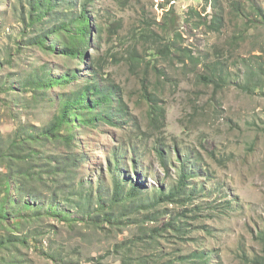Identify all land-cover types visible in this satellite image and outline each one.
<instances>
[{
	"label": "rangeland",
	"instance_id": "rangeland-1",
	"mask_svg": "<svg viewBox=\"0 0 264 264\" xmlns=\"http://www.w3.org/2000/svg\"><path fill=\"white\" fill-rule=\"evenodd\" d=\"M43 1L41 9L36 0H0V155L11 140L45 131L64 97L94 84L111 88L95 109L107 120L63 130L74 136L70 148L58 141L36 150L70 156L59 182L106 209L115 182L125 190L138 182L140 202L184 174L195 194L186 209L199 215L182 220V206L163 205L145 228L139 213L98 231L44 214L23 229L27 245L1 253L0 264H121L127 250L131 264H264V0ZM84 9L91 35L80 59L64 54L66 39L54 33ZM145 88L165 111L155 130ZM6 171L0 163V183ZM22 205H8L0 236L24 221L20 214L34 216ZM70 211V220L82 218ZM174 219L172 229L139 241L140 230L150 236Z\"/></svg>",
	"mask_w": 264,
	"mask_h": 264
},
{
	"label": "trees",
	"instance_id": "trees-1",
	"mask_svg": "<svg viewBox=\"0 0 264 264\" xmlns=\"http://www.w3.org/2000/svg\"><path fill=\"white\" fill-rule=\"evenodd\" d=\"M36 2L41 9L45 5L43 0H36ZM50 6H53V0H50ZM86 10L84 9L81 17L75 21L64 23L54 33L58 39H66L62 43L61 51L64 54L80 59L85 58L84 50L89 46L91 35V24ZM259 16H261V12H259ZM112 29L113 27L110 30ZM143 35L147 39L151 36L150 33ZM40 43L43 46L47 45V41L44 39ZM166 50L168 49L166 48ZM136 52L137 50L134 48L129 56L132 65H135L138 60ZM111 96V88H106L103 91L97 84H94L86 86L73 95L64 97L60 103V113L54 117L45 131L40 134L27 133V137L24 139L11 140L6 152L0 155V163H3L7 170L3 182L0 183V197H2V201L0 202V225L8 221V205L19 206L21 202L23 203L21 211L24 212L27 210L29 212H35L31 218H27V214L25 216H21L20 214L19 217H23L24 221H14L11 226L3 229L7 234L5 233V235L0 236V254L3 252L11 254L17 250L20 244L25 245L27 243V235H24L23 229L26 228L27 224L35 221L36 218L44 217V214L46 216L52 215L60 219L62 223L67 222L74 227L84 225L87 228H93L98 231H103L104 226L108 224L114 227H121V221H130L139 213L145 216L143 223V228H145V222L158 221V209L163 205L182 206L181 219L188 218L189 215H192V217L199 215L195 210L188 212L186 209V206L188 204L190 205L194 200L195 194L194 192L189 193L190 191L187 190L188 176L181 173L176 186L168 191L161 190L160 188L156 189L152 198L147 196L146 198H141L140 202H138L140 196L138 182L133 184L128 190H125L120 182H115L108 209H106L105 204L94 203L92 197L85 198L84 192L79 193L73 191L71 188H68V184L65 185L59 182L62 175L65 177L66 173L68 174L70 172L69 166L67 165L68 160L71 159L70 156L64 157L57 155L49 158L43 157L44 154L37 151L36 147H46L52 142L62 141L68 144V148H70L74 136H63V130L71 131L74 127L80 126L81 124H95L98 120H107L109 118L108 114L105 116L95 114V109L107 104ZM144 96L147 97L149 105L148 117L150 128L155 130L158 125H161V121H164L165 111L158 104L157 100L149 95L146 88ZM87 114L89 115L88 120L86 119ZM22 131L20 129L19 133L21 134ZM156 151L158 159L162 163L161 165H165L164 153L159 149H156ZM127 155H132V148H127ZM40 162L44 164L39 165ZM117 163H119L117 158L112 160V164L116 165ZM75 166L78 167L77 164H73V167ZM37 167H41V169L38 170ZM44 169L46 171H43ZM133 171L136 173V168ZM71 172H74V168L71 169ZM45 175L49 177L48 180H52L54 184L52 189H49V184L44 178ZM136 181L138 180L136 179ZM12 188L17 198L14 195L12 196ZM61 201L66 205L64 210H60L62 209ZM69 207L70 209L76 207L80 211L82 218L77 217L70 220L71 211ZM121 212L122 217L116 218V215ZM175 221L177 220L174 219L168 225H164L161 230L158 227L154 228L150 232V236L145 234V232L148 233V230H140L138 232L140 234L139 241L145 242L153 239L152 237L156 234L164 233L167 229H172ZM184 221L182 226L185 228L187 221ZM182 229H179L181 235L185 233L184 230L181 232ZM128 251L130 250H127L126 254H124L121 264L132 263ZM188 260V257L182 258L183 262ZM166 264H174V262L169 261Z\"/></svg>",
	"mask_w": 264,
	"mask_h": 264
}]
</instances>
